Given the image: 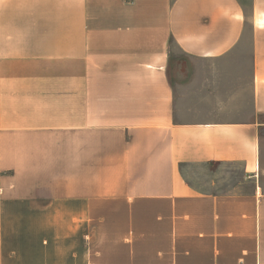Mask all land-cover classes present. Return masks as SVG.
I'll return each instance as SVG.
<instances>
[{"label": "crops", "instance_id": "0c3cea01", "mask_svg": "<svg viewBox=\"0 0 264 264\" xmlns=\"http://www.w3.org/2000/svg\"><path fill=\"white\" fill-rule=\"evenodd\" d=\"M0 264H264V0H0Z\"/></svg>", "mask_w": 264, "mask_h": 264}, {"label": "rangeland", "instance_id": "374dc122", "mask_svg": "<svg viewBox=\"0 0 264 264\" xmlns=\"http://www.w3.org/2000/svg\"><path fill=\"white\" fill-rule=\"evenodd\" d=\"M247 48H249V45H246ZM214 67H215V61L211 62V65L208 63H205V67H204V72H206L207 74H209L210 72L214 71ZM213 70V71H212ZM213 94H215V89L213 88ZM210 115V113H208ZM211 114L215 115V112H211Z\"/></svg>", "mask_w": 264, "mask_h": 264}]
</instances>
